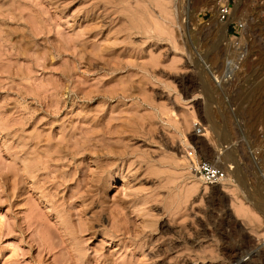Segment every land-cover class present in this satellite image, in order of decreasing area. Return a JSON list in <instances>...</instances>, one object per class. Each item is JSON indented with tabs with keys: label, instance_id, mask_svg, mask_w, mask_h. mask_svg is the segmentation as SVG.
Returning a JSON list of instances; mask_svg holds the SVG:
<instances>
[{
	"label": "rangeland",
	"instance_id": "374dc122",
	"mask_svg": "<svg viewBox=\"0 0 264 264\" xmlns=\"http://www.w3.org/2000/svg\"><path fill=\"white\" fill-rule=\"evenodd\" d=\"M0 264H264V0H0Z\"/></svg>",
	"mask_w": 264,
	"mask_h": 264
},
{
	"label": "built area",
	"instance_id": "2783aa9c",
	"mask_svg": "<svg viewBox=\"0 0 264 264\" xmlns=\"http://www.w3.org/2000/svg\"><path fill=\"white\" fill-rule=\"evenodd\" d=\"M229 13H230L229 6L224 4L218 8L216 17L219 21L224 22L227 20ZM242 27H243V24L238 23L239 31H241ZM236 40H237V45H239L238 49H240L237 52V57L226 59L224 63L223 72L214 77L216 82H219L217 76L223 79L224 76H227L228 74H230L237 67V65L239 64V61L244 56V48H241L240 46V41L242 40L240 38V35L237 37ZM203 128L204 127L201 125L199 121H194L193 129H194L195 134L197 135L204 134ZM185 153H186V158L188 160L190 169L194 173L198 174L205 183H208V184L218 183L223 178L226 177L227 175L226 169L220 167L219 165L212 163L210 160L202 156L197 150V147L193 145L188 146L185 150ZM228 168L232 170L233 167L232 165H228Z\"/></svg>",
	"mask_w": 264,
	"mask_h": 264
},
{
	"label": "bare ground",
	"instance_id": "6f19581e",
	"mask_svg": "<svg viewBox=\"0 0 264 264\" xmlns=\"http://www.w3.org/2000/svg\"><path fill=\"white\" fill-rule=\"evenodd\" d=\"M217 11H218V10H217ZM229 15H230V18H231V16L233 15V13H232V14L229 13ZM228 18H229V16H228ZM228 18H227V20H228ZM230 18H229V19H230ZM227 20H226V21H227ZM226 21L221 22V21H219V20L217 19V22H218L219 24H221L222 26H225V25H226V23H227ZM240 34H241V32H240ZM240 36H241V35H240ZM241 39H243L242 36H241ZM201 125H202V124H201ZM203 131H204V128H203ZM195 135L201 137V136H203L204 134H202V135H197V134H195ZM186 160H187V158H186ZM187 162H188V160H187ZM188 164H189V163H188ZM214 164L219 165L220 167H222L218 162H215ZM187 168H188V167H187ZM222 168H223V167H222ZM228 169H229V168H228ZM229 170H230V169H229ZM227 171H228V170H227ZM189 172H190V171H189ZM191 173H192V172H191ZM190 176H191V175H190ZM192 176H193L196 180H198V178H196L194 174H193ZM196 176H197V175H196ZM226 176H227L228 178H231V175H230L229 172H227V175H226ZM197 177H198V176H197ZM200 178H201V177H200ZM200 178H199V180L202 179V178H201V179H200ZM224 179H225V178H223V179H222L220 182H218V183H221ZM225 180L227 181V179H225ZM225 180H224V181H225ZM201 181H202V180H201ZM204 183H205V182H204ZM218 183H213V184L205 183V184H207V185H216V184H218ZM196 184H197V182H196Z\"/></svg>",
	"mask_w": 264,
	"mask_h": 264
}]
</instances>
